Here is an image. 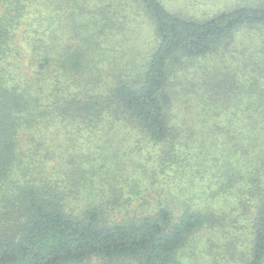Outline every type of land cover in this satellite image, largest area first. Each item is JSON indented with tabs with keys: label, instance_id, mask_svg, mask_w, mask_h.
<instances>
[{
	"label": "trees",
	"instance_id": "obj_1",
	"mask_svg": "<svg viewBox=\"0 0 264 264\" xmlns=\"http://www.w3.org/2000/svg\"><path fill=\"white\" fill-rule=\"evenodd\" d=\"M143 15L147 61L107 77ZM243 29L231 89L186 79ZM190 263L264 264V0H0V264Z\"/></svg>",
	"mask_w": 264,
	"mask_h": 264
},
{
	"label": "rangeland",
	"instance_id": "obj_2",
	"mask_svg": "<svg viewBox=\"0 0 264 264\" xmlns=\"http://www.w3.org/2000/svg\"><path fill=\"white\" fill-rule=\"evenodd\" d=\"M243 1L244 0H209L205 3L203 2L201 5L195 6L190 4L189 0H165L170 8L199 17L212 15L221 8H226L234 3L236 4ZM254 35L255 30L250 31L243 29L237 33L229 46L226 47V51L220 50L221 54L214 53L208 57L197 59L194 62L188 60L189 71L187 70V73L184 74L186 75V79H191L193 75H195V69H207L209 74L211 73L212 76L216 75L217 79L219 78L218 81L226 85L224 89H231L233 83L237 82L238 77L244 75V72L239 71L240 68L236 66V62L234 61L236 59H234V57L240 58L242 56L245 58L252 56L250 53L255 54L254 51L258 42L253 40ZM124 36H127V38ZM155 37L153 25L150 23L149 19L143 15L139 16L138 19L132 20V23L127 26L123 33L117 34L114 38L106 42L104 41L101 46V57L103 60L100 64L106 69V76L109 77L112 72L115 71L125 70L129 74V76L125 77H129L132 81H135V76L139 73L136 68L142 66L147 61L152 46L156 44ZM124 39H127V41L124 42ZM242 49H247L245 55L241 52ZM256 57H258V55H254V58ZM194 67L196 68L194 69ZM243 67L245 68L244 64ZM112 79L113 78L110 77V80ZM115 81L117 80L110 81V83ZM173 82L176 83L174 80ZM142 156L148 157L146 154L138 157V153H135L136 160L138 158L140 161ZM139 172L143 174L141 170ZM218 235L219 234L213 236L215 238ZM208 238L209 237L206 239ZM198 244L201 245L202 248V242L199 241Z\"/></svg>",
	"mask_w": 264,
	"mask_h": 264
}]
</instances>
